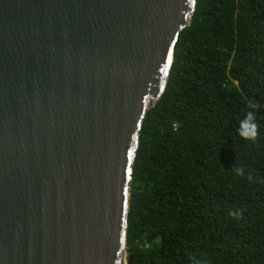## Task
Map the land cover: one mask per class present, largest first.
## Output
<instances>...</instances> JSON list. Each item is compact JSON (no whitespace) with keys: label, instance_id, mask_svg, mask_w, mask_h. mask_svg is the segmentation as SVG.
I'll list each match as a JSON object with an SVG mask.
<instances>
[{"label":"water","instance_id":"obj_1","mask_svg":"<svg viewBox=\"0 0 264 264\" xmlns=\"http://www.w3.org/2000/svg\"><path fill=\"white\" fill-rule=\"evenodd\" d=\"M196 0H0V264H128L143 118Z\"/></svg>","mask_w":264,"mask_h":264},{"label":"trees","instance_id":"obj_2","mask_svg":"<svg viewBox=\"0 0 264 264\" xmlns=\"http://www.w3.org/2000/svg\"><path fill=\"white\" fill-rule=\"evenodd\" d=\"M128 264H264V0H196L139 131Z\"/></svg>","mask_w":264,"mask_h":264}]
</instances>
